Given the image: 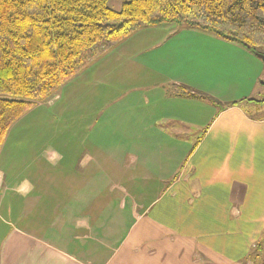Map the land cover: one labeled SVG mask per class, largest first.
<instances>
[{
  "label": "crops",
  "instance_id": "1",
  "mask_svg": "<svg viewBox=\"0 0 264 264\" xmlns=\"http://www.w3.org/2000/svg\"><path fill=\"white\" fill-rule=\"evenodd\" d=\"M179 28L141 50L135 35L83 73L118 57L120 81L146 79L122 101L126 129L105 132L114 145L100 135L113 121L116 76L107 86L89 75L93 97L65 98L68 86L46 102L75 108V128L51 132L54 145L28 177L0 168V264H264V117L246 114L237 85L230 100L207 85L223 70L222 47L254 70L250 90L264 69L245 48L210 37L185 60L167 50L192 30ZM105 86L108 97L97 96Z\"/></svg>",
  "mask_w": 264,
  "mask_h": 264
},
{
  "label": "trees",
  "instance_id": "2",
  "mask_svg": "<svg viewBox=\"0 0 264 264\" xmlns=\"http://www.w3.org/2000/svg\"><path fill=\"white\" fill-rule=\"evenodd\" d=\"M0 0V154L38 104L138 32L186 26L264 51V0Z\"/></svg>",
  "mask_w": 264,
  "mask_h": 264
},
{
  "label": "rangeland",
  "instance_id": "3",
  "mask_svg": "<svg viewBox=\"0 0 264 264\" xmlns=\"http://www.w3.org/2000/svg\"><path fill=\"white\" fill-rule=\"evenodd\" d=\"M122 5H123V1L120 0H110L108 2V7L114 11H120ZM171 28L185 30L184 28H179V26L173 25L170 27L164 26L162 27L163 30L162 29L149 30L148 32H144L139 36L135 34L137 37H133L132 39H130V41L133 40L134 42L133 44L135 45L134 47H137V48H133V50H141L142 48H144V44L140 46L139 43H141L143 40H146L147 37H149V39H154V41H157L158 39L156 37H160V36L162 37L164 33L167 34V32H169V29ZM183 33L185 35H182L179 39L175 40L170 46V48H168L167 50L174 51V53H178V51H180V54L182 53V58H184L185 60L190 58L192 54H195V50H196L195 48H203L202 47L203 45L210 43V41L206 37L216 38L212 34H208L194 29L184 31ZM217 39L219 40V38ZM154 43L155 42H150V45ZM138 45L140 47H138ZM149 52L151 53L153 51H149ZM184 52L187 57H184L185 56V54H183ZM145 56L146 55L142 56L143 59H145ZM255 57H256L255 60L261 63L264 69V62L261 61V59H259L257 56ZM117 58L118 57L109 58L108 61L106 60V62L102 64L101 68L95 70L94 72L87 73L89 75H92V73L93 75L95 74L97 77L100 78V80L103 77L104 79H106L105 83L107 86H110L111 84V82H108L110 80L109 75H111V78H114V76H116L114 79L117 80L116 92L115 94H113L114 92L111 94V96L112 95L115 96L114 98L117 100V102H115L112 111L113 113L111 114V118H110L113 119V121L111 124L108 125L106 130H102L103 132L101 131L100 126L103 125L104 122H100V126L98 127L99 129H97L102 132L100 135V141L101 144L105 146L115 144L113 139L105 137V136H109L106 135L105 132L121 131V130H125L127 127L126 115L131 113V110L129 111V113L126 112L125 111L126 107L123 105L122 102L125 101L127 98H129L127 92L129 91L134 92L135 91L134 89H136L138 86L140 87V84L144 83L146 80V79L142 80L141 78L138 77L133 80L130 79L127 81H120V78L123 77V74L117 71V75H113L112 72L114 69V64H117V66L119 67L123 64L125 59L120 58L121 59V63H120L118 61H115ZM217 59H219L221 63H223V70L220 69L217 73L213 74L211 76V80L209 77L207 85H209L215 91L217 90V87L221 85V88L219 89L220 92L217 90L218 91L217 95L221 96L223 100H230L232 98V93H233L232 90L233 88H236L237 85V89L242 88L243 91L242 94L243 96H246V99L244 100L239 99L240 101H238L239 105L246 112V114L253 118L264 117V81H259L257 89L252 91L250 90V87L252 86L253 83L250 76L252 74L253 76H255V72L253 70L252 73V67L248 66V64L244 62L245 59L243 60L240 55H237L236 53L224 47L220 49ZM238 62L239 63L244 62L245 66L243 72H241L240 69L238 70L236 68V64ZM94 65L88 68L87 70H85L84 72L88 71L89 69H91L92 71ZM84 72L79 74V76L76 77L71 83L64 86L59 91V93H61L64 89H66L69 86L74 88H72L71 92L67 91L68 93V94L66 93L67 95H63V97L65 98L70 97L72 99H75L80 97L79 99H85L86 97H93L94 94L96 95L97 91L95 89L93 90V88L91 87V83H89L90 81L85 82L88 79L89 75L83 74ZM81 77H83V79ZM78 79H80L81 85H79V87L71 86V85H75L73 83H75L74 81H77ZM107 86H105L106 88L102 87L99 93L100 95L97 96L108 97L109 89ZM179 94L181 96L182 93ZM135 96H137V94H135ZM239 96L241 97L242 95ZM197 109L200 108L198 107ZM74 110L75 108H72L71 110H66V108H64L62 110L61 107L51 109V107H49V104L46 102L42 104H38L24 118H22L19 122H17L13 127L12 131L10 132L6 145L4 146L5 149L3 148L4 150H2L0 154L1 156L0 168H4L8 172L14 175L25 174V176L28 177L30 175L29 172L27 171L28 165L31 162H33V160H35L37 156L39 157L40 153L43 152L46 148L54 145L52 142H55V139L51 138L50 136L51 132L52 131L61 132V129H68L69 126L70 129L75 128L72 127L74 125L69 123L67 120L68 113L71 114L69 119L75 117ZM102 116L98 118L99 121L102 119ZM71 120H75V119L73 118ZM128 124L130 125L131 123ZM94 128L95 125L92 126L89 130L88 129L86 130L91 132V130H93Z\"/></svg>",
  "mask_w": 264,
  "mask_h": 264
},
{
  "label": "water",
  "instance_id": "4",
  "mask_svg": "<svg viewBox=\"0 0 264 264\" xmlns=\"http://www.w3.org/2000/svg\"><path fill=\"white\" fill-rule=\"evenodd\" d=\"M257 57H258L259 59H261V61L264 62V56H263V55H257Z\"/></svg>",
  "mask_w": 264,
  "mask_h": 264
}]
</instances>
